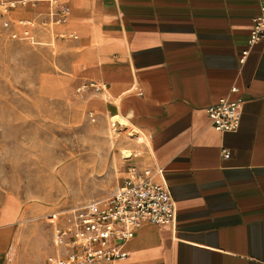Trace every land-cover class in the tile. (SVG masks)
<instances>
[{"label": "crops", "instance_id": "crops-1", "mask_svg": "<svg viewBox=\"0 0 264 264\" xmlns=\"http://www.w3.org/2000/svg\"><path fill=\"white\" fill-rule=\"evenodd\" d=\"M35 1L21 12L42 19L49 2ZM60 1L68 17L44 32L63 33L73 73L97 85L92 105L133 126L141 149L130 160L166 180L177 205L173 224L143 222L128 254L106 264H264V39L250 41L258 0ZM223 97L242 100L235 130L208 114ZM3 215L2 239L17 212Z\"/></svg>", "mask_w": 264, "mask_h": 264}, {"label": "rangeland", "instance_id": "rangeland-1", "mask_svg": "<svg viewBox=\"0 0 264 264\" xmlns=\"http://www.w3.org/2000/svg\"><path fill=\"white\" fill-rule=\"evenodd\" d=\"M45 1L42 19L21 12L26 4L12 10L14 19L0 10V208L4 219L17 212L0 238L3 264H48L58 248L48 215L58 212L65 223L71 208L105 196L139 168L123 154L141 149L133 126H113L111 114L92 105L97 85L73 73L63 33L44 32L60 23L58 0L35 3ZM20 19L30 21L29 36Z\"/></svg>", "mask_w": 264, "mask_h": 264}, {"label": "built area", "instance_id": "built-area-1", "mask_svg": "<svg viewBox=\"0 0 264 264\" xmlns=\"http://www.w3.org/2000/svg\"><path fill=\"white\" fill-rule=\"evenodd\" d=\"M31 0H0V10L8 12ZM260 11L254 17L250 41L264 39V0H258ZM70 8L58 0L56 21L64 22ZM30 35L26 19L19 20ZM16 36L17 33L14 32ZM208 114L220 130H235L242 116V100L223 97L208 106ZM224 157L230 155L222 149ZM161 171V169H160ZM152 169L131 167L130 173L103 197L84 202L67 212L66 221L58 223L53 212L48 220L54 225L56 253L47 257L48 264H106L128 254L126 243L145 221L173 224L177 217L176 200L170 186L154 181Z\"/></svg>", "mask_w": 264, "mask_h": 264}, {"label": "bare ground", "instance_id": "bare-ground-1", "mask_svg": "<svg viewBox=\"0 0 264 264\" xmlns=\"http://www.w3.org/2000/svg\"><path fill=\"white\" fill-rule=\"evenodd\" d=\"M110 121H111L113 126H116L117 124L128 123V121L125 119V117H122L119 114L110 115ZM133 136H135V138H136L137 134L134 133ZM135 141H136V139H135ZM123 154H124V157H126V158H133L135 153L130 147H127V148L123 149Z\"/></svg>", "mask_w": 264, "mask_h": 264}]
</instances>
